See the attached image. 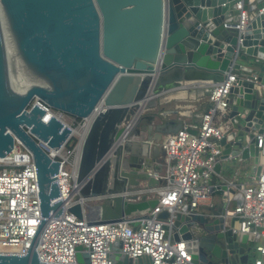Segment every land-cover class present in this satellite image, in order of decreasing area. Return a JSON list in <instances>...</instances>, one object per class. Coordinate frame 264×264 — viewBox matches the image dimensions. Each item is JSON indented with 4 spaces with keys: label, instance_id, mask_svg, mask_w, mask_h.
<instances>
[{
    "label": "water",
    "instance_id": "water-1",
    "mask_svg": "<svg viewBox=\"0 0 264 264\" xmlns=\"http://www.w3.org/2000/svg\"><path fill=\"white\" fill-rule=\"evenodd\" d=\"M235 1L0 0V159L17 147L25 151L16 158L35 165L40 208L27 253L0 254V264H42L41 234L52 216L64 213L61 163L47 146L59 150L72 129L31 105L35 99L74 119L93 118L79 148L73 192L79 202L68 211L79 219L98 213L90 225L129 222L137 229L166 184L154 175L164 172V137L198 117L186 101L209 97L232 72L239 80L230 89L231 128L209 183L212 204L200 212L184 206L170 230L186 243L191 264L253 261L255 242L234 234L242 221L232 202L242 204L243 179L261 167L264 0H244L249 18L243 32L227 27L240 14ZM170 103L175 106L167 110ZM142 189L155 192L137 194ZM168 216L165 210L159 218ZM121 248L120 240L111 246L112 264H153ZM75 258L90 264L83 246Z\"/></svg>",
    "mask_w": 264,
    "mask_h": 264
},
{
    "label": "built area",
    "instance_id": "built-area-1",
    "mask_svg": "<svg viewBox=\"0 0 264 264\" xmlns=\"http://www.w3.org/2000/svg\"><path fill=\"white\" fill-rule=\"evenodd\" d=\"M244 5V0L234 2L233 6L240 10V14L235 24L227 27L243 32L249 18ZM238 80L237 74L232 72L224 82L212 89L208 97L210 106L203 113L195 134L190 125L184 122L177 133L166 136L163 143L165 171L161 175L154 174L166 180V184L160 189L158 205L148 214V218L139 219L137 229L129 222L90 225L91 220L86 214L79 219L70 213L68 208L79 202L78 197L73 196L77 186L75 177L79 155L73 169L69 170L67 160L61 154L71 153L67 147L71 137L59 150L46 145L49 154L61 163L57 175L60 189L58 200L64 201V213L59 217L52 216L41 234L37 247L40 262L76 264V247L83 246L90 255V264H112L108 255L113 243L120 240L122 253L130 258L147 256L153 264H191L186 243L175 241L170 228L184 206L200 212L203 203L209 199V183L222 154L220 141L231 128L228 118L230 89ZM257 88L262 90L264 85L258 84ZM33 103L42 106L49 117H57L72 129L65 122L64 114L52 110L38 99L31 105ZM92 119L83 120L87 130ZM258 147H264V136L258 137ZM17 148V153L8 156L7 160L0 159V254L23 256L39 225L40 208L35 165L32 161L14 159L21 154ZM260 166L253 182L242 189V204L232 211L238 221H242L237 222L234 234H246L256 244V256L250 264H264V245H258L260 240H264V161ZM154 192L153 189H142L137 194ZM165 210L169 213L168 218L160 219V213Z\"/></svg>",
    "mask_w": 264,
    "mask_h": 264
},
{
    "label": "crops",
    "instance_id": "crops-1",
    "mask_svg": "<svg viewBox=\"0 0 264 264\" xmlns=\"http://www.w3.org/2000/svg\"><path fill=\"white\" fill-rule=\"evenodd\" d=\"M189 103V104H192L194 105V113H196V115H198L197 118H190V119H185L184 121L187 122L190 127L192 128V130H196L198 127H199V123L198 121L201 119L203 113L205 112V110L207 109L208 107V103H209V98L207 96H203V97H199L196 101H186V103ZM183 103V102H182ZM180 103V104H182ZM175 106V103H170V104H167L166 106V109L167 110H171L173 109ZM169 118H172V116H169ZM166 137H164V140H165ZM163 140V142H164ZM162 144V143H161ZM161 144H153V146H157L159 148V146H161ZM166 156V155H165ZM164 156V157H165ZM160 160V157L159 158H154V162L158 163ZM264 161V147L261 149V153H260V164H262V162ZM164 165V171H165V163L163 164ZM233 174H235V172H233ZM256 177V174L254 175H251L249 178H244L243 179V182H244V186H247L249 184H251L254 180V178ZM92 204V203H91ZM212 204V199L209 198L206 202L203 203L202 205V208L203 207H206V206H210ZM237 206H236V203L235 202H232V209H235ZM87 215V217L90 219V220H93V219H97L98 218V213H91L89 211H86L85 213ZM258 245H264V240H260L258 242Z\"/></svg>",
    "mask_w": 264,
    "mask_h": 264
},
{
    "label": "rangeland",
    "instance_id": "rangeland-1",
    "mask_svg": "<svg viewBox=\"0 0 264 264\" xmlns=\"http://www.w3.org/2000/svg\"><path fill=\"white\" fill-rule=\"evenodd\" d=\"M65 122L72 127V129L75 131V133H73L70 137V141L67 145V147H71L73 146L71 153L67 154V153H62L61 156L64 157L67 160V168L69 170L73 169V163L76 159V157L79 155V145L81 144V141L83 140L85 134H86V127L83 124V120L77 121L75 120L73 117L65 115ZM74 140L76 141V143L74 144ZM66 148V150L68 149ZM19 152H23L25 153L24 150L21 149V147H19ZM11 156V155H10ZM94 214V213H93Z\"/></svg>",
    "mask_w": 264,
    "mask_h": 264
},
{
    "label": "bare ground",
    "instance_id": "bare-ground-1",
    "mask_svg": "<svg viewBox=\"0 0 264 264\" xmlns=\"http://www.w3.org/2000/svg\"><path fill=\"white\" fill-rule=\"evenodd\" d=\"M45 122H48V119H46ZM73 133H75L74 130H72V134H73ZM83 139H84V138H83ZM79 148H80V147H79ZM17 150H18V148L15 149L14 153H17ZM16 157H17V156H16ZM16 157H14V159H17ZM8 158H9V157H8ZM8 158H7V159H8ZM7 159H5V160H7ZM76 171H77V170H76Z\"/></svg>",
    "mask_w": 264,
    "mask_h": 264
},
{
    "label": "trees",
    "instance_id": "trees-1",
    "mask_svg": "<svg viewBox=\"0 0 264 264\" xmlns=\"http://www.w3.org/2000/svg\"><path fill=\"white\" fill-rule=\"evenodd\" d=\"M210 106V104L208 103V107ZM207 107V108H208ZM75 120H77V121H80V119H75ZM76 143V141L74 140V144ZM73 146H71V147H69V150H72L73 148H72Z\"/></svg>",
    "mask_w": 264,
    "mask_h": 264
}]
</instances>
